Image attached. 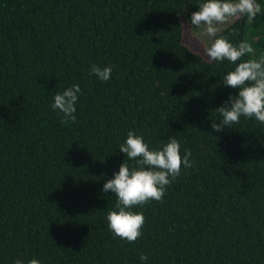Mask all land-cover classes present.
<instances>
[{
  "label": "trees",
  "instance_id": "obj_1",
  "mask_svg": "<svg viewBox=\"0 0 264 264\" xmlns=\"http://www.w3.org/2000/svg\"><path fill=\"white\" fill-rule=\"evenodd\" d=\"M203 2L0 0V264H264V123L212 128L239 90L223 85L236 64L185 45L184 13ZM257 3L254 21L212 42L253 41L263 55ZM92 65L112 66L111 79ZM77 84L65 126L51 105ZM129 131L150 149L175 138L195 161L163 202L132 209L146 218L135 243L108 229L117 197L103 191Z\"/></svg>",
  "mask_w": 264,
  "mask_h": 264
},
{
  "label": "clouds",
  "instance_id": "obj_2",
  "mask_svg": "<svg viewBox=\"0 0 264 264\" xmlns=\"http://www.w3.org/2000/svg\"><path fill=\"white\" fill-rule=\"evenodd\" d=\"M261 11L257 0H205L199 5V11L192 14L190 25L203 29L206 36L216 37L221 30L218 26L245 17L248 22H252ZM205 55L209 62L223 63L227 60L237 65L234 71L223 77V85L238 89V96L229 97L226 102L229 106L216 110L222 119L212 124L214 131L232 128L240 123L242 117L255 118L264 123V55L256 59L251 43L245 40L235 45L225 36L214 39L205 48ZM245 56L253 58L244 60ZM112 72V66L101 68L92 65L89 74L95 75L102 82H108ZM82 94L77 84L54 96L51 107L62 114V125L76 122V105ZM119 151L126 154L127 159L121 164L119 172L114 174V178L103 185L105 193L111 192L117 197V210L107 213V227L115 237L135 243L143 235L146 218L142 212H134L132 209L144 207L152 201L163 202L167 187L181 175L182 168H191L195 161L190 162L192 154L189 149H184L181 155V144L175 138H170L162 148L150 149L143 136L134 131L128 132ZM129 161L133 162L131 166ZM140 259L146 262L148 257L141 254ZM14 264H23V261L16 259ZM28 264L40 262L32 259Z\"/></svg>",
  "mask_w": 264,
  "mask_h": 264
},
{
  "label": "rangeland",
  "instance_id": "obj_3",
  "mask_svg": "<svg viewBox=\"0 0 264 264\" xmlns=\"http://www.w3.org/2000/svg\"><path fill=\"white\" fill-rule=\"evenodd\" d=\"M191 16H192V13H190L188 11L184 13V18H185V21L187 23L185 25V41H184L185 45H187L194 52L200 53L205 59L209 60L205 55V48L209 47L211 45L213 37H209V36L204 35L203 29H197L194 26L191 27V25H190ZM232 22H230L227 25L218 26L221 29L219 32H221L223 29L227 28ZM247 42L251 43L253 48H254V42L253 41H247ZM260 56H261V53H259L258 50H255V57L254 58L258 59ZM251 58H253V57H251Z\"/></svg>",
  "mask_w": 264,
  "mask_h": 264
}]
</instances>
